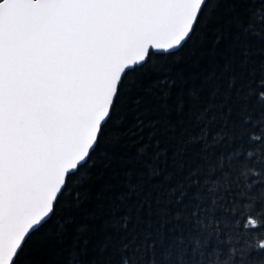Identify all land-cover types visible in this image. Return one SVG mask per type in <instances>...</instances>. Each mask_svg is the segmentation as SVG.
<instances>
[{"label":"snow or ice","instance_id":"snow-or-ice-1","mask_svg":"<svg viewBox=\"0 0 264 264\" xmlns=\"http://www.w3.org/2000/svg\"><path fill=\"white\" fill-rule=\"evenodd\" d=\"M254 20L264 24V0H0V264H48L34 245L69 233L68 264H264ZM209 34L223 58L174 102L167 62ZM109 132L123 135L109 143ZM128 135L137 154L116 157V210L86 237L69 209L95 160L111 167Z\"/></svg>","mask_w":264,"mask_h":264},{"label":"trees","instance_id":"trees-1","mask_svg":"<svg viewBox=\"0 0 264 264\" xmlns=\"http://www.w3.org/2000/svg\"><path fill=\"white\" fill-rule=\"evenodd\" d=\"M248 4H241L239 12L243 18L248 16ZM253 23L257 28L264 27V24L254 20ZM204 41L203 46L201 41ZM217 51L216 45L212 39V35L201 36L194 45L185 49L183 52L175 57H172L167 62L165 71L168 73L170 79L175 83V92L173 95V101L178 99H185L189 93L196 88L198 84V73L203 72L205 68L211 67L213 59H222V56L217 57L215 55ZM223 51V49H219ZM159 63L163 64L164 61L160 60ZM254 120L259 116V112L254 111L252 113ZM216 127H212L211 131H216ZM114 135H123L122 133L109 132L106 141L112 143L111 137ZM175 146H173L174 148ZM162 151H171L172 149H166L161 146ZM199 151V146H191L188 149V162L193 164L195 161V154ZM137 154V148L135 147V137L128 135L123 138V143L108 153L109 157H113V163L111 167H105L101 159H96V167L87 174L86 182L84 186L79 189V200L70 207L69 210L75 216L78 226L88 229L85 236L99 234L103 231L104 225L113 211L116 210L114 203V184L122 182V176L120 168L118 166V160L116 157L127 156L135 160ZM152 151L150 150L146 156L141 157L140 167H144L145 164L152 162ZM164 161L160 162V168L163 169ZM168 168H171V161H168ZM148 169L144 168V172ZM243 184V180H241ZM259 187V186H257ZM255 191V188L252 190ZM69 202L65 201L64 205H68ZM257 209L261 207L257 204ZM243 211V209H241ZM253 215L256 214V210H253ZM232 219H235L234 217ZM63 222V221H61ZM242 223V221H241ZM51 228V226H50ZM252 232H259L260 229L251 230ZM53 235L55 232L53 230ZM250 238V237H249ZM74 244V233H69L62 242L57 240H51L50 246H43L44 240H40L39 245H34L33 252L35 253L36 261H46L48 264H68L69 252Z\"/></svg>","mask_w":264,"mask_h":264}]
</instances>
